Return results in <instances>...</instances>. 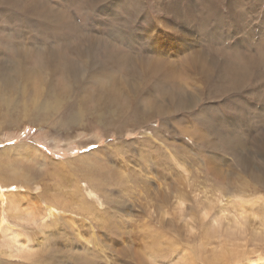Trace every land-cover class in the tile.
Returning <instances> with one entry per match:
<instances>
[{"label":"rangeland","instance_id":"1","mask_svg":"<svg viewBox=\"0 0 264 264\" xmlns=\"http://www.w3.org/2000/svg\"><path fill=\"white\" fill-rule=\"evenodd\" d=\"M260 42L264 0H0V264L261 263Z\"/></svg>","mask_w":264,"mask_h":264},{"label":"bare ground","instance_id":"2","mask_svg":"<svg viewBox=\"0 0 264 264\" xmlns=\"http://www.w3.org/2000/svg\"><path fill=\"white\" fill-rule=\"evenodd\" d=\"M258 46H260V50H261V52H260V56L259 57H257V58H255V57H253L251 54H246V53H244V56H245V58L248 60V62L250 61L252 64H253V66L255 67V66H258L257 64H259V62H260V60H264V42L262 43V42H260L259 43V45ZM242 55V54H241ZM258 56V55H257ZM250 63V64H251ZM246 64H249V63H247L246 62ZM253 66H252V68H253ZM149 69H153V70H156V68L157 67H155V64H151V63H149L148 64V66H147ZM240 67H242V66H240ZM251 68V67H250ZM248 69V68H247ZM254 69V68H253ZM253 69H250V70H253ZM238 70V69H237ZM241 70H242V68H241ZM245 70H246V68H245ZM249 70V69H248ZM256 70V69H255ZM258 71V70H257ZM256 71V72H257ZM258 76V75H257ZM170 79V78H169ZM82 81V80H81ZM80 82V81H79ZM263 82V81H262ZM78 83V82H77ZM262 85V84H261ZM110 87L109 86H107V85H105V87H104V89H105V91H104V96L105 97H102V99L104 98L105 100H106V96L109 94L108 92L110 91L111 92V90L109 89ZM103 91V90H102ZM97 94H99V96H101L100 95V93L98 92ZM111 94V93H110ZM67 96V95H66ZM99 96H97L96 97V99L99 97ZM103 99V100H104ZM63 100V99H62ZM108 101V100H107ZM52 102H54L53 100L52 101H50V102H46V103H43L42 105H45V107L47 108V109H49V105H50V103H52ZM61 102V101H60ZM58 103V102H57ZM65 103V102H64ZM99 103V102H98ZM62 104V103H61ZM39 105V104H38ZM58 105H59V103H58ZM81 110V109H80ZM80 112H82V111H80ZM93 114V113H92ZM80 116V115H79ZM0 201H3V197H2V195H0ZM12 202V201H11ZM243 208V207H242ZM51 210V209H50ZM28 212H26V214H27ZM241 217H243V216H241ZM238 225V227H240V224H237ZM243 225H244V223H243ZM26 244V239L24 238V239H20V240H18V242L16 241V246L18 247V249H16V250H19V248H21V246H24ZM260 261H261V263H259V264H264V259H260ZM254 264H258L257 262L256 263H254Z\"/></svg>","mask_w":264,"mask_h":264}]
</instances>
